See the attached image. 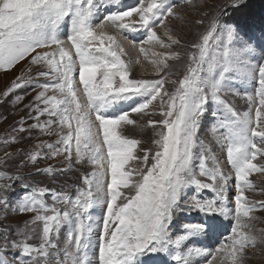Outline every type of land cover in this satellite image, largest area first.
<instances>
[{"label":"snow or ice","instance_id":"6c2138e0","mask_svg":"<svg viewBox=\"0 0 264 264\" xmlns=\"http://www.w3.org/2000/svg\"><path fill=\"white\" fill-rule=\"evenodd\" d=\"M249 9L0 0V72L27 61L0 92L27 110L0 137V264H248L250 250L264 253V200L247 195L264 174V14ZM24 139L38 142L9 151ZM29 166L62 186L33 185Z\"/></svg>","mask_w":264,"mask_h":264},{"label":"rangeland","instance_id":"374dc122","mask_svg":"<svg viewBox=\"0 0 264 264\" xmlns=\"http://www.w3.org/2000/svg\"><path fill=\"white\" fill-rule=\"evenodd\" d=\"M256 0H250V4L253 2H255ZM205 2L209 5H219L222 4L224 2V0H205ZM213 9L211 7H209L207 9V11H212ZM255 10V7H254ZM261 14H264V11L261 12L259 15L256 16H260ZM187 15V14H185ZM234 15V14H233ZM189 19H191V17H189ZM174 24H177V26H183L180 25L179 22L177 21H173ZM125 47L127 48L128 45L125 44ZM147 47V46H146ZM131 55L134 57L135 56V52H131V50L129 49ZM27 64V61H23L21 62V65H18L15 69H13L11 72H9L8 74H5L3 72H0V92L6 90V87L10 85L11 81L15 79V77L17 75L20 74V69L21 67ZM138 71L135 73L136 75H141L143 74L144 76H151V69L150 68H140L139 66H137ZM167 86V85H166ZM250 90V89H249ZM21 94H23L24 90H20ZM35 92H30L29 95H27L24 99V103H28L29 101L32 100V97L35 95ZM234 102L236 103V106L240 109V110H244L246 108V104L244 102V100L242 98H240L239 96L234 98ZM21 109H23V104H18L17 107H12L11 104H0V115H8V119L7 120H0V137H3L5 135L8 134V132L11 129V126L20 119L21 116L26 115L27 110H23L21 111ZM157 119H159V117H156ZM41 119L43 120L44 118L41 117ZM31 122V121H29ZM34 135H39L38 133L34 132ZM136 135L138 136H149L151 135V131L148 130L145 133H136ZM209 144L212 145L214 151H216L217 156L221 158V160L223 161V157H224V153L220 152L218 147L215 144V141L212 139L211 137V133L210 130H205V134L203 137ZM40 140H48L49 142H51L52 140H54L55 138H50L47 136H39ZM37 140H29V139H24L22 141V145L19 146H14V147H10L9 151L15 152L17 147H24L27 149H31L35 143H37ZM3 148V145L0 144V149ZM0 155H3V152L0 151ZM59 158H57L58 160ZM55 164L56 160H51V161H47V162H40V167H47L48 164ZM9 170L11 171H15V167L13 165L12 168H10ZM22 174L23 175H31L30 178V183H32L35 186H48V187H54L59 189L62 185L60 181H57L56 183H53L52 180L47 177L45 174L43 173H35L33 167L29 166L28 168L22 170ZM64 178L61 177V180H63ZM250 179H252L256 185V191L254 192H249L247 193V195L253 199V200H264V191H260V189H264V174H260V173H255L253 174L252 177H250ZM72 181H70L71 183ZM74 182V181H73ZM15 191L17 193L20 192L19 188H16ZM191 191V190H189ZM205 197H209L211 196V192L210 190H206L202 193ZM44 199L48 202L51 203V200L48 198L47 194L45 195ZM32 215L34 214H26L23 216H14L12 219V223L13 224H17L20 222H23L27 219H30L32 217ZM256 215L259 217L256 221H255V229L257 231L260 230H264V212H257ZM178 220H180V218H177ZM199 219L198 216L196 215H191V216H187L185 218H183L182 220H180L181 223H185V222H196ZM177 227H179V224H177L174 228L173 231L175 232L177 230ZM192 238H190L191 241ZM214 242V241H213ZM212 242V243H213ZM208 242L207 241H200V242H195L192 243L191 246L192 247H202V246H207ZM250 259L248 264H264V253L261 252L260 248L258 247L257 249H252L250 250L249 253ZM196 259H202L197 257Z\"/></svg>","mask_w":264,"mask_h":264},{"label":"trees","instance_id":"16d2710c","mask_svg":"<svg viewBox=\"0 0 264 264\" xmlns=\"http://www.w3.org/2000/svg\"><path fill=\"white\" fill-rule=\"evenodd\" d=\"M255 7V10H254ZM264 10V0H256L253 2V4H250V9L249 11L255 15H257L260 11ZM235 15V14H234Z\"/></svg>","mask_w":264,"mask_h":264}]
</instances>
